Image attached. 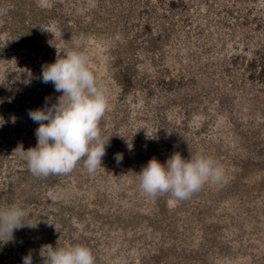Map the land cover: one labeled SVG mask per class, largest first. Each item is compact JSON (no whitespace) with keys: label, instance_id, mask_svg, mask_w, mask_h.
Segmentation results:
<instances>
[{"label":"rangeland","instance_id":"obj_1","mask_svg":"<svg viewBox=\"0 0 264 264\" xmlns=\"http://www.w3.org/2000/svg\"><path fill=\"white\" fill-rule=\"evenodd\" d=\"M57 48L84 52L105 85L109 143L94 174L81 160L38 178L15 150L38 143L29 110L62 95L41 75ZM263 60L264 0H0V207L37 225L0 242V264H42L58 242L95 264H264ZM175 152L211 157L226 182L144 195L137 173Z\"/></svg>","mask_w":264,"mask_h":264},{"label":"clouds","instance_id":"obj_2","mask_svg":"<svg viewBox=\"0 0 264 264\" xmlns=\"http://www.w3.org/2000/svg\"><path fill=\"white\" fill-rule=\"evenodd\" d=\"M41 30L50 31L46 27ZM41 75L44 83H52L62 95L51 106H47L46 98L44 108L29 110V117L39 124L35 130L38 143L28 150L20 146L15 151L38 178L70 174L81 160L87 172L94 174L102 166L109 143L102 138L99 127L109 107L105 85L91 69L88 56L76 49L57 48L55 62L43 66ZM12 122L15 123V117ZM115 159L120 163L122 156ZM136 179L140 191L148 197L170 194L175 200H186L205 184H220L227 177L224 168L211 157L191 152L190 159H185L175 152L164 164L152 158ZM24 216L25 211L15 203L0 207V242L13 240L16 229L37 226L22 224ZM73 225L81 227L75 219ZM40 256L42 264H95L92 250L82 244L43 245ZM22 264H33L31 251Z\"/></svg>","mask_w":264,"mask_h":264},{"label":"trees","instance_id":"obj_3","mask_svg":"<svg viewBox=\"0 0 264 264\" xmlns=\"http://www.w3.org/2000/svg\"><path fill=\"white\" fill-rule=\"evenodd\" d=\"M172 5H175V4L172 3ZM251 65H252L253 67H258V64H257L256 62H252ZM261 65H262V66H261V67H262V70H261V72H260L259 75H261V77H264V60H263V62L261 63Z\"/></svg>","mask_w":264,"mask_h":264}]
</instances>
